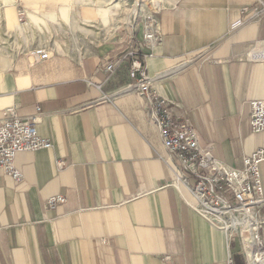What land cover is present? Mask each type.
<instances>
[{"label": "crops", "instance_id": "0c3cea01", "mask_svg": "<svg viewBox=\"0 0 264 264\" xmlns=\"http://www.w3.org/2000/svg\"><path fill=\"white\" fill-rule=\"evenodd\" d=\"M3 1L0 120L12 107L22 118L37 116L38 134L52 148L16 156L20 182L0 173V264H228L229 255L245 264L238 243L229 246L189 206L190 190L171 185L176 176L146 102L124 90L135 53L152 91L189 120L201 146L242 168L264 149V132L250 126L251 102L264 101V62L251 58L264 47V16L231 26L248 18L243 10L256 0H175L160 8L163 42L147 59L140 24L76 40L77 21L103 14L98 3L78 6L92 0ZM9 11L18 19L24 11L23 24H10ZM38 47L48 49V60L32 57ZM260 173L264 190V163ZM56 196L66 203L47 209Z\"/></svg>", "mask_w": 264, "mask_h": 264}, {"label": "built area", "instance_id": "2783aa9c", "mask_svg": "<svg viewBox=\"0 0 264 264\" xmlns=\"http://www.w3.org/2000/svg\"><path fill=\"white\" fill-rule=\"evenodd\" d=\"M153 9L148 14H135L134 25L140 24L143 32L144 59L163 42L157 15ZM246 20H238L231 26L232 31L259 22L264 16V0H256L253 7H246ZM26 18L19 13L20 22ZM32 57L40 62L50 58L45 47L35 48ZM131 83L125 93H135L146 102L149 120L157 127L168 157L164 159L176 176L171 184H183L194 196L189 206L212 227L224 233L227 242L238 243L239 252L245 264H264V190L260 165L264 163V149L243 159L242 168H233L218 160L211 148L201 146L198 133L189 120L172 113L168 102L152 91L153 80L145 61L131 53ZM254 60L264 62V47L251 54ZM113 65L107 70L112 71ZM250 126L254 133L264 132V101L250 104ZM37 116L22 118L16 107L9 108L0 120V173L14 181L23 179L15 165L16 156L23 152H37L52 148V143L38 134ZM64 167L63 162L58 163ZM66 198L56 196L46 202L47 209H54L66 203ZM228 264H234L229 255Z\"/></svg>", "mask_w": 264, "mask_h": 264}, {"label": "rangeland", "instance_id": "374dc122", "mask_svg": "<svg viewBox=\"0 0 264 264\" xmlns=\"http://www.w3.org/2000/svg\"><path fill=\"white\" fill-rule=\"evenodd\" d=\"M156 1L159 0H100L99 2L98 0H92L79 3L78 6L82 7L98 3L101 5L100 8L103 10V14H101V18L94 23H81L77 21V24L74 25L77 33L76 40L81 42L91 35L101 39L107 38L125 23H132L134 25L133 17L136 13L148 14L152 12L153 9L165 8L171 6L175 2V0H160L162 4L159 7ZM3 5L6 6L7 3L0 0V7ZM8 17L10 24L19 22V19L10 11L8 12ZM83 34H85V36H82Z\"/></svg>", "mask_w": 264, "mask_h": 264}, {"label": "bare ground", "instance_id": "6f19581e", "mask_svg": "<svg viewBox=\"0 0 264 264\" xmlns=\"http://www.w3.org/2000/svg\"><path fill=\"white\" fill-rule=\"evenodd\" d=\"M156 4H159V7H160V5L162 4V1H160V0L159 1H156Z\"/></svg>", "mask_w": 264, "mask_h": 264}]
</instances>
